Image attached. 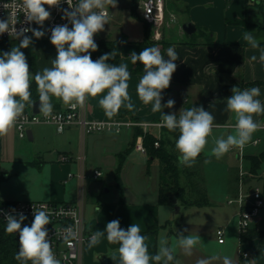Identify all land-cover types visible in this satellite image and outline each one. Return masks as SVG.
I'll return each mask as SVG.
<instances>
[{
    "label": "crops",
    "instance_id": "0c3cea01",
    "mask_svg": "<svg viewBox=\"0 0 264 264\" xmlns=\"http://www.w3.org/2000/svg\"><path fill=\"white\" fill-rule=\"evenodd\" d=\"M138 12L139 2H138ZM166 17L163 25L160 27L162 37L149 36V40L144 41V31L140 37H131L121 29L115 36L102 37L95 35L94 38H120L122 34L128 36V41H124L120 46V62L126 64L128 70H143V65L137 62L135 65L130 60L132 52L139 54L146 47L156 46L161 50L162 55H166V49L173 47L179 55L175 61L177 69L172 75L170 86L161 93L163 99L162 105L169 99L175 101L174 106L163 108L164 114L179 113V111L191 107H203L214 116V124L220 127H214L224 130L225 137L234 134V128L226 127V124L235 123L232 113L226 111V98L232 95L231 89L236 86L241 90L257 86L260 88L261 95L258 97L264 103V63L259 59L261 51L264 50V0H167ZM178 20L176 25L170 21ZM170 20V21H169ZM191 21L196 30L189 34L183 29V24ZM247 32L253 33L259 40L260 47L251 48L243 39ZM150 34H154V29L150 25ZM149 34V35H150ZM36 52V72H42L45 67H51V61L55 59L56 48L50 43V38L43 36L34 43ZM255 55L257 59L251 60ZM93 60L98 57L93 56ZM129 94L134 105L131 115H115L109 119L103 109L100 108L98 100L100 97H88L87 113L90 119L115 122L132 121V125H123L119 131L115 129L96 131L84 134L80 127L75 124L67 126L62 132H58L53 123L33 124L32 140L44 139L50 130L56 134L66 135V142H54L61 148H55L52 165V181L48 199L63 201L71 204H81L86 226L89 230L96 233L103 231L106 224L112 220H119L120 227L127 229L132 223L140 226L141 231L147 229L150 225H155V233L147 236L145 241L148 246L149 254L155 255L159 248L160 230L166 231V225L162 223L165 219L163 206L168 202H161L159 185V163L157 160H150L147 154L137 151L133 144L141 136L144 142V135L148 132L156 137H163L174 141L178 138L179 132H170L167 128L161 126L162 113H153L151 105H144L136 94V86L143 73L130 72ZM54 106H63L64 104L53 98ZM28 106V105H27ZM254 119L260 124H264V115L255 116ZM16 128V127H15ZM130 129L131 133L123 132L124 129ZM141 133L136 134L138 130ZM48 131V134H47ZM253 136H260L264 146V131L258 130ZM259 144V145H260ZM258 146V145H257ZM256 146H249L246 149V155ZM134 151L140 153L147 160V173L151 172L152 163L158 164V181L156 187H148L144 180H140L139 188L134 192L127 194L122 188L121 192L111 194V186L108 181H103L104 176L115 173V179L122 186L121 176L118 181L116 170L120 162V156L124 157L122 172L128 165V157ZM238 154L236 151H229ZM61 154H68L71 160L62 161ZM84 155L83 160L79 157ZM37 162L39 169L44 165L45 159L41 156ZM244 161H248L244 158ZM93 165V166H92ZM249 165V164H248ZM105 166L106 168H103ZM97 168L103 171L100 177L92 176L93 170ZM84 171L86 178L81 179L78 173ZM115 171V172H114ZM239 172V171H238ZM73 173V176H70ZM110 173V174H109ZM77 179V192L71 200H67L66 186L73 179ZM239 178V177H238ZM238 186V179L235 180ZM103 185V191H95L99 185ZM237 187L235 189V194ZM234 194V195H235ZM2 200V199H0ZM15 200V199H6ZM42 200V199H38ZM100 208L97 212L96 209ZM163 216H165L163 218ZM261 218L252 224V227L259 226ZM223 227V226H221ZM169 237V235H168ZM215 237L216 232H215ZM219 246L226 244L227 240L220 243ZM258 238L246 241L240 248H245L250 252L247 261L242 260L240 253L227 252L220 249L219 254H210L208 251H197L192 249L188 255L187 264H199L201 260L207 264H223V258L229 257L232 264H264V244L261 251H258ZM119 245L110 244L106 239V233L100 237L99 243L94 246L87 244L82 251L83 264H120L119 254L117 252ZM175 256V255H174ZM177 263V256H175ZM243 261V262H242ZM245 262V263H244ZM175 263V264H176ZM154 264V262H153Z\"/></svg>",
    "mask_w": 264,
    "mask_h": 264
},
{
    "label": "clouds",
    "instance_id": "9594fccd",
    "mask_svg": "<svg viewBox=\"0 0 264 264\" xmlns=\"http://www.w3.org/2000/svg\"><path fill=\"white\" fill-rule=\"evenodd\" d=\"M60 3L61 0H22L21 7L29 24L34 22L42 26L51 16L45 6L51 8ZM66 3L68 8L63 10L62 19L68 23L51 29L50 43L56 48L57 55L51 61V67H45L34 76L21 51L32 42L25 33L32 32L37 39L45 33L30 27L18 31L8 20H0V34L8 33L15 39L23 37L18 46L0 54V136L7 135L22 120L26 121L23 116L25 107L35 104L30 90L33 79L39 95V112L46 118L53 114V98L75 110L82 108L88 97L99 96L98 104L109 119L117 115L122 107L133 110L128 91L131 73L127 65L108 63L122 54L113 49L96 60L91 56L92 52L98 50L94 36L108 24L109 7L115 8L117 0H77L75 4L73 0H66ZM243 39L253 49L260 47L259 40L251 32L245 31ZM166 55L167 59L156 46L146 47L139 54L131 53L132 64L139 62L143 65V75L136 86V94L144 105H151L153 113H162V127L170 132H179L175 140L177 159L183 166L191 167L208 144L213 128L220 125L214 124V116L202 106L182 108L178 114L163 113V108L171 109L175 104L174 100L169 99L162 105L161 93L170 86L172 75L177 69L175 61L179 59L171 46L166 49ZM256 59L255 55L251 57L252 61ZM259 59L264 63V50ZM231 92L232 95L224 101L226 111L235 118L234 134L215 139L211 153L216 159L222 158L233 148L243 149L253 142L254 133L264 126L254 119L255 116L264 115V103L258 98L261 95L260 88L253 86L241 90L234 86ZM96 211L99 212L100 208ZM33 214L30 226L23 224L27 219L23 213L4 214L7 222L5 231L9 234L18 233L19 251L14 258L19 264H61L53 251L46 227L51 223L50 213L42 204L39 209L33 207ZM63 232L66 242L75 237L71 227L63 229ZM105 233L110 244L119 245L117 252L120 264H172L175 260V248L169 246L166 238L160 239L157 253L150 255L145 243L147 237L141 234L140 226L135 223L125 230L120 227L119 220H112L103 231L91 236L89 245L99 243ZM199 242V236H178V245L185 254H190ZM199 264L207 262L201 260ZM223 264H232V261L225 256Z\"/></svg>",
    "mask_w": 264,
    "mask_h": 264
},
{
    "label": "rangeland",
    "instance_id": "374dc122",
    "mask_svg": "<svg viewBox=\"0 0 264 264\" xmlns=\"http://www.w3.org/2000/svg\"><path fill=\"white\" fill-rule=\"evenodd\" d=\"M132 0H117L115 8L109 7V22L104 30L97 33L102 37L115 36L121 29L131 37H140L143 31V24L133 13L131 9ZM170 21V20H169ZM170 23L174 26L178 20L173 19ZM163 31L161 29V37ZM154 38L153 35H149ZM33 125L31 126V128ZM56 131V130H55ZM53 130L47 131V137L44 139L30 140L19 137L17 130L13 127L7 135L0 136V199L15 200H38L48 199L52 187V165L51 160L55 158L53 150L61 148L53 144L54 142H66V135L56 134ZM222 129L216 128L208 138V144L204 151L198 156L193 166L187 167V171H182V182L188 186L194 184L201 188V191H190L188 196L193 198L207 197L209 202L203 205H186L179 202L180 210L175 211L173 202L163 206L165 219H162L166 231L160 230V239L166 238L169 246L175 248L174 255L177 256L173 264H187L188 255L178 245V236H199L200 242L193 248L197 251H208L210 254H219L220 249L227 252L240 253V233L238 230V207L236 204H229L228 200L234 197L236 178L239 177V169L243 168L249 171V165L236 157L235 153L228 152L222 158L216 159L211 149L214 147L216 138L224 137ZM123 132L131 133L126 128ZM158 136V134L156 135ZM136 143V142H135ZM133 144V146L135 145ZM264 146H256L249 154H258ZM41 155L44 159V165L39 169L37 162H40ZM149 156V154H148ZM128 165L125 171L120 173L122 186L115 179V173L104 176L103 181H108L111 186V194L120 193L122 188L125 193L134 192L144 180L146 186L156 187L158 177V164L152 163L151 172L147 173V160L140 153L134 151L128 157ZM93 166V165H92ZM103 168H106L103 166ZM115 172V171H114ZM260 174L264 173V162L259 169ZM248 181L244 184V191L259 187L264 200V176L255 174H246ZM77 179H73L67 184V200H71L77 192ZM96 192L103 191V185L98 186ZM190 189V188H189ZM173 201V200H172ZM223 226L225 228L226 244L219 246L215 237L216 229ZM259 226L264 227V210L261 214ZM261 230L262 228H256ZM186 230V231H185ZM169 235V237H168Z\"/></svg>",
    "mask_w": 264,
    "mask_h": 264
},
{
    "label": "built area",
    "instance_id": "2783aa9c",
    "mask_svg": "<svg viewBox=\"0 0 264 264\" xmlns=\"http://www.w3.org/2000/svg\"><path fill=\"white\" fill-rule=\"evenodd\" d=\"M166 1L167 0H139L140 14L142 18L153 27L156 37H160V27L165 21ZM76 2L77 0H73V4ZM21 5L22 0H0V20H8L10 24L15 25L18 31L21 28H33L34 26V22L29 24L26 21ZM45 7L51 13V16L44 22L41 31L45 33V37L50 38L51 29L53 27L68 23L66 19H62L63 10L67 9L68 5L66 0H61L58 6L51 8H48V6ZM69 27H71L70 24ZM29 33L30 32H27L25 35ZM12 38L14 37H10L8 33L0 34V40ZM23 116L26 117V121L22 120L21 123L16 126L17 133L19 137L22 138H27L28 129H30L33 124L37 123H53L58 132H62L67 126L75 124L80 127L84 134L111 129H115L116 131L118 129L119 131L123 125L134 124L132 121L105 122L90 119L87 113V100L82 108L78 107L75 110L66 105L60 107L54 106L52 116L47 118L40 112L34 113L31 104L25 107ZM233 125L234 123L224 126L233 128ZM260 130L264 131V126H262ZM252 140L253 142L247 144L243 149L233 148L230 151H236L238 157L243 161L247 147L257 146L262 142L260 136H253ZM158 144L159 142L155 141V145ZM134 148L141 153L147 154V148L141 136L137 139ZM79 158L83 160L84 155H80ZM60 159L62 161H68L71 160V157L68 154H61ZM248 173L253 174L243 168L239 169L237 192L234 197L228 200L229 204H236L238 207V230L242 246L245 242L241 240V236L252 227L254 222L261 218L262 211L264 210L263 194L260 188L255 187L247 191L243 189L244 184L248 182L245 179ZM73 175V173H70V176ZM102 175L103 171L97 168L92 172V176L94 177H100ZM255 175L262 177L264 173ZM78 176L81 179L86 178L84 171L78 173ZM42 204L46 206V210L50 213L51 223L46 227L56 258L61 261V264H83V248L89 244L90 238L94 232L89 230L86 226L81 204H71L54 200H0V218L6 222L4 217L5 213H11L13 215L23 213L27 217L23 224L30 226L34 219L33 207L39 209ZM13 209H15V212H12ZM69 227L72 228L75 237L71 238L70 242H66L63 238V229ZM216 236L218 241L223 243L225 241V228L219 227L216 229ZM249 256L250 252L248 250L243 247L240 248V257L242 260L247 261Z\"/></svg>",
    "mask_w": 264,
    "mask_h": 264
},
{
    "label": "trees",
    "instance_id": "16d2710c",
    "mask_svg": "<svg viewBox=\"0 0 264 264\" xmlns=\"http://www.w3.org/2000/svg\"><path fill=\"white\" fill-rule=\"evenodd\" d=\"M138 2L139 0H132L131 9L132 13L141 20L143 24V31L145 38L144 41L149 40L150 34V24L144 20L141 14L138 12ZM42 26L34 23L33 29H37L41 31ZM28 37L31 38V44L28 48H22L21 51L24 52L27 62L29 64V68L33 76L36 73V52L34 48V43L37 38L30 32L27 34ZM21 37L20 39H22ZM20 39H7L0 40V54L4 52H8L11 50L13 46H18L20 43ZM95 42L98 45V50L91 53V56L100 57L104 53H110L113 49H116L120 53L121 43L124 41H128V36L126 34H122L120 38H94ZM108 63L119 65L120 55L114 60H109ZM130 72H141L143 70L140 69H132ZM31 99L33 101L39 98L37 92V86L33 79L31 84ZM119 116L131 115L132 112L127 110L126 108H121ZM141 133L142 130L136 131ZM155 141H158L159 144L155 145ZM144 144L147 148V152L149 154L150 160H157L159 163V185H160V199L161 202H172L174 198H178L179 202H184L186 205H203L209 202L207 197H197L193 198L188 196V193L192 190L201 191V188L198 189L194 184L190 183V186L184 184L182 182V171H187L188 168L180 164L177 159L178 153L175 149L174 141L170 139H165L163 137H156L154 134L148 132L144 135ZM120 162L116 170V176L118 181L120 180L119 173L121 171L124 157L120 156ZM245 159L249 164V171L253 174H259V169L261 168L262 163L264 162V148L258 154H248L245 155ZM190 188V189H189ZM6 222L0 218V264H19V262L14 258L15 255L19 251V239L17 233L9 234L5 231ZM155 233V225H150L147 229L141 231L142 235L146 237ZM253 238H258V251H261L262 246L264 244V229L258 230L256 227H251L247 232H245L241 236V240L243 242L249 241ZM174 262H172L173 264Z\"/></svg>",
    "mask_w": 264,
    "mask_h": 264
},
{
    "label": "water",
    "instance_id": "95a60500",
    "mask_svg": "<svg viewBox=\"0 0 264 264\" xmlns=\"http://www.w3.org/2000/svg\"><path fill=\"white\" fill-rule=\"evenodd\" d=\"M183 29L187 33L192 34L196 30V26L191 21H186L183 24ZM32 107H33L34 113L39 112V98L35 100V104H32ZM28 138L32 140V130L31 129H28ZM172 202H173V205L175 206V211H179L180 210L179 199L174 198ZM179 264L181 263L179 262Z\"/></svg>",
    "mask_w": 264,
    "mask_h": 264
}]
</instances>
